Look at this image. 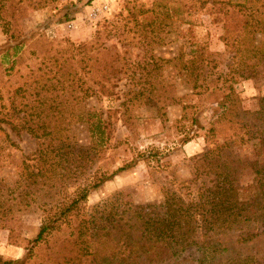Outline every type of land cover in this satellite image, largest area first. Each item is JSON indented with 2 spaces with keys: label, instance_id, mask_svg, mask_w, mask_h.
Wrapping results in <instances>:
<instances>
[{
  "label": "rangeland",
  "instance_id": "obj_1",
  "mask_svg": "<svg viewBox=\"0 0 264 264\" xmlns=\"http://www.w3.org/2000/svg\"><path fill=\"white\" fill-rule=\"evenodd\" d=\"M86 1L22 0L25 7L15 12L9 24L6 21L10 20V12V16L0 12V49L5 46L9 49L0 65V109L16 105V110L20 108L17 112L20 118L24 111H33L34 115L41 113L35 108L39 100H43L40 109H47H42L44 113L38 117L45 116L46 111L50 117L53 110H48L49 105L64 107V132L74 137L70 142L76 140L83 145L90 139L86 124L79 120L77 112L84 108L103 112V117L110 116L107 147L94 153L91 166L75 170L71 161L62 160L64 165L61 164L60 172L66 179L63 184L67 185L68 193L84 183L89 174L97 179L127 162L132 163L91 189L82 207L69 214L61 228L37 245L32 240L46 215L39 205L58 194L49 193L42 186L40 191L29 195L31 201L36 202L17 213L19 220L15 226L0 227V256L6 260L36 264L52 254V261L47 260L49 264L73 262L79 251L84 250L83 239H89L92 232L90 221L108 216L109 210L105 212L97 207L104 203L122 209L127 202L142 206L163 203L164 206L173 194L185 200L194 198L199 183H213V176L201 171L195 158L222 141L218 128L214 135L207 131L209 121L220 109L206 102L204 95L198 93L201 89L198 85L215 79V85L222 87L215 91L218 100L228 91L227 86L232 85L239 94L242 108L248 111L259 109V100L264 97V57L259 55L249 61L241 60L242 63L232 56L233 48L226 47L221 40L225 16L218 10L223 7L231 12L237 8L234 5L240 3L247 7L246 13L255 15L253 19L261 18L257 11L264 0ZM96 8L99 10L94 15ZM21 32L24 34L18 39ZM253 35L257 40L264 37L258 30ZM18 41L20 46L17 44L19 49L14 53L12 47ZM79 43L93 45V48L78 49ZM98 44L105 48L114 45L113 50L120 54L117 64L122 72L117 81V94L110 98L99 99L92 95L85 99L86 85L72 90L71 84L78 79L97 87L94 84L97 72L90 65L94 63V56L102 59L101 52L96 51ZM103 58L108 60L106 55ZM186 59H192V63L186 65L191 72L189 82L183 77ZM73 102L78 105L75 113L67 108ZM194 116L198 122L192 124ZM1 126L0 177L5 185L12 187L22 171L23 156L36 149L37 141L25 131L16 134L9 125L2 123ZM185 126L195 128L198 135L183 143ZM229 132L233 130L228 129L226 134ZM257 134L256 126L242 131L238 135H243L247 142L234 144L233 151L244 159H253L256 152L249 138L255 140ZM10 141L16 146L10 145ZM67 158L70 160L71 156ZM249 179L250 176L243 175L242 184L245 186ZM79 224L88 227L84 231L89 232L84 237L78 236ZM263 227L264 219L259 218L243 228L259 231ZM235 231L224 235H234ZM252 240L241 253L235 250L229 256L217 255L206 264H232V257L240 262L244 256L248 264H264L262 235ZM26 246L32 247L29 256ZM162 251L139 258L138 264H198L193 260L198 257L194 250L180 255ZM125 260L129 262L130 258Z\"/></svg>",
  "mask_w": 264,
  "mask_h": 264
},
{
  "label": "trees",
  "instance_id": "obj_2",
  "mask_svg": "<svg viewBox=\"0 0 264 264\" xmlns=\"http://www.w3.org/2000/svg\"><path fill=\"white\" fill-rule=\"evenodd\" d=\"M86 2L88 3L90 0ZM234 6L237 8L231 12L223 7L218 8L225 16L221 40L226 47L233 48L232 56L242 63L244 61L241 60L249 61L259 55L264 57V37L257 40L253 35L257 30L264 34V1L260 4L261 9L257 11L261 18L256 19H253L255 15L251 12L246 13L247 7L243 4L236 3ZM22 7H25L22 0H0V12L7 15L10 12L11 14V16L9 15L10 20L6 21V24L11 23L15 12L18 9L22 10ZM23 34L19 33L18 39ZM19 43L20 41L16 42L12 47L14 53L19 49ZM98 46L96 51L101 52L102 59L94 56V63L90 65L97 72L98 79L94 82L97 87L86 84L85 80L79 82L78 79L73 80L71 84L72 90L77 87L83 89V85H86L83 89L85 99L92 95L100 99L102 97L110 98L117 94V81L122 72L117 64L120 54L113 50L115 49L114 45L106 48L101 44ZM5 47L0 49V65L8 56L9 49H5ZM76 48L91 50L93 45L88 47L86 43H79ZM105 55L108 56V60L103 58ZM87 58L89 59V57ZM85 59L83 57V62ZM184 62L183 77L189 82L188 76L191 75V72L188 71L186 65L191 64L192 59H186ZM214 81L215 79H210L208 82L203 81L201 85H198L201 88L198 93L204 95L203 98L208 104L215 105L220 109V112L216 113L215 117L209 121L207 131L214 135L218 128L222 141L208 147L199 157L195 158L199 164L198 167H202L201 171L213 176V183L210 185H206L205 181L199 183L197 195L189 200L173 194L164 203V206L163 203L158 204L159 206H142L127 202L122 209H118L119 207H110L109 203L98 205L97 207L102 211L109 210L108 216H101L97 221H90L92 232L90 231L89 239L86 237L83 239L84 250L79 251V255L73 262L66 264H138L139 258L147 256L149 253L157 254L161 249L164 250L162 252L172 255L189 253L194 250L198 257H196L197 259L193 257V260L198 264H206L214 260L217 255L229 256L235 250H238L237 253H241V249L245 248L248 242L257 236L262 235L264 241V227L259 231L243 228L246 224L259 218L264 219V97L259 100V109L244 110L239 94L230 84L227 86L228 91L222 94L221 100H218L215 91L222 87H217ZM167 98H169L168 95ZM170 98L172 99V97ZM42 105L43 100H39L37 107L35 106L36 110H41V113L34 115L33 111H24L20 118L17 116L20 108L16 110V105L13 108L2 107L0 109L1 130L3 129L1 124L5 123L9 125L12 132L19 134L21 131H25L37 141L36 149L23 156L22 171L12 187L5 185L3 178L0 177V227L9 229L14 227L19 220L17 213L25 210L32 202H36L35 199L31 201L29 195L40 191L42 186L49 193L58 194L56 197L52 196L50 201L39 205L46 215L43 217L36 237L32 240V242L36 241V245L45 241L55 230L61 228L69 214L71 215L82 207L91 189L96 188L115 172L125 169L132 163L127 162L108 175L101 174L97 179L94 175L89 174V177L83 181L84 183H80L72 192L68 193L67 185L63 184L66 179L60 172L64 165L62 160L67 163L71 161L74 164L72 169L75 170L78 167L87 169L91 166L94 163V153L101 152L107 147L111 131L110 116L103 117V112L84 108L80 113L77 112L79 120L86 124L90 139L86 145H83L76 140L70 142L74 137H70L64 132L62 125L64 107L59 109L49 105L48 110H53L51 118L48 117L50 114L48 111L45 116L38 117L44 111L42 109H47V107L40 109ZM77 107L75 102L67 106L69 112L74 113ZM246 120L249 122L247 121V123ZM197 122L198 119L194 116L192 124ZM252 126H256L259 130L255 140L252 137L249 138L255 147L256 155L253 159L247 160L238 156L232 146L239 142H247L243 135L238 134L249 130ZM228 129L233 132L226 134ZM184 130L183 143L198 135L195 128L188 127L186 129L185 126ZM234 134L237 137L234 138ZM10 145L16 146L13 141H10ZM75 149L79 152L75 153ZM89 153L93 154L89 155ZM69 155L71 156L70 160L67 158ZM68 167L71 166L68 165ZM245 174L250 176V179L244 186L241 177ZM247 190L250 191L247 192ZM151 207L153 210H150ZM155 208H159V211H154ZM113 215L114 217L118 215V217L110 218ZM85 229L88 227L82 224L78 228V236L84 237L89 232V230L84 231ZM230 230H236L234 235H224ZM90 244H92L91 249ZM25 249L28 251V256L32 254V247L26 246ZM90 257L93 259L92 263H90ZM52 258L51 254L47 260L52 261ZM125 258H130V261L127 262ZM246 259L248 258L244 256V259L238 262L232 257L230 261L232 264H248ZM47 260L42 259L36 264H49ZM116 260L118 262L114 263ZM0 264L27 263L19 259L6 260L0 256Z\"/></svg>",
  "mask_w": 264,
  "mask_h": 264
},
{
  "label": "built area",
  "instance_id": "obj_3",
  "mask_svg": "<svg viewBox=\"0 0 264 264\" xmlns=\"http://www.w3.org/2000/svg\"><path fill=\"white\" fill-rule=\"evenodd\" d=\"M99 9L98 8H96V9H94V11L92 12L94 15H96V13H97V11H98Z\"/></svg>",
  "mask_w": 264,
  "mask_h": 264
}]
</instances>
